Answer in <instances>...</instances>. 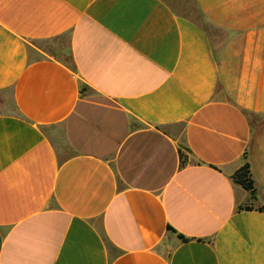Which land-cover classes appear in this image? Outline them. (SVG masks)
<instances>
[{"label": "crops", "instance_id": "crops-1", "mask_svg": "<svg viewBox=\"0 0 264 264\" xmlns=\"http://www.w3.org/2000/svg\"><path fill=\"white\" fill-rule=\"evenodd\" d=\"M0 264H264V0H0Z\"/></svg>", "mask_w": 264, "mask_h": 264}, {"label": "trees", "instance_id": "trees-1", "mask_svg": "<svg viewBox=\"0 0 264 264\" xmlns=\"http://www.w3.org/2000/svg\"><path fill=\"white\" fill-rule=\"evenodd\" d=\"M83 88H81V91ZM190 150L183 146L182 144L179 145V160H180V166L184 167L187 164V157L190 154ZM231 181L237 185L240 186L243 190L249 192L250 198L255 199V189H254V183L251 178V173H250V165L248 162H245L238 170H236L232 175H231ZM250 206H240L239 210H247L250 209ZM167 231L171 233H176L175 230H173L171 227H167ZM177 237L182 241V242H187L189 241L188 238H185L181 234H177ZM108 245V243H107Z\"/></svg>", "mask_w": 264, "mask_h": 264}, {"label": "rangeland", "instance_id": "rangeland-1", "mask_svg": "<svg viewBox=\"0 0 264 264\" xmlns=\"http://www.w3.org/2000/svg\"><path fill=\"white\" fill-rule=\"evenodd\" d=\"M210 30V33L213 34L216 40L221 39L222 36H220V33L218 31H215L214 29L208 28ZM58 43H60L63 47L66 46L67 43V39L66 38H62L61 40L58 41ZM65 61L66 63L70 64V62L68 61V59L65 57ZM87 130V131H86ZM85 133H89L88 132V128L86 127V129L84 130Z\"/></svg>", "mask_w": 264, "mask_h": 264}]
</instances>
